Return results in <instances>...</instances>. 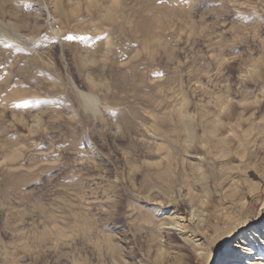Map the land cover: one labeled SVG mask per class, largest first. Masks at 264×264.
<instances>
[{
    "label": "rangeland",
    "instance_id": "374dc122",
    "mask_svg": "<svg viewBox=\"0 0 264 264\" xmlns=\"http://www.w3.org/2000/svg\"><path fill=\"white\" fill-rule=\"evenodd\" d=\"M0 20V264H205L161 213H206L205 245L264 219V0H0ZM218 119L234 159L202 184L182 125L200 155ZM245 171L241 212L220 179Z\"/></svg>",
    "mask_w": 264,
    "mask_h": 264
},
{
    "label": "bare ground",
    "instance_id": "6f19581e",
    "mask_svg": "<svg viewBox=\"0 0 264 264\" xmlns=\"http://www.w3.org/2000/svg\"><path fill=\"white\" fill-rule=\"evenodd\" d=\"M94 2L95 0H91ZM117 0H113V3H116ZM107 17L110 22H114L115 20V11L107 10ZM0 37L11 40L13 39L9 33L4 30L2 22L0 20ZM88 106L93 104V99L89 96L84 97L83 100ZM222 122L218 119L217 123L214 124L213 130L208 131L206 136V140L200 142L197 146L199 149L204 151V154L192 153L194 149V141L195 139V129L188 125H182L184 128V132L187 136L185 152L186 157L190 160L192 164V169L195 174L198 176L200 182L202 184L206 183L205 177V169L207 167L213 168L217 161H222L224 159L229 158L231 152V161L234 159L232 150L229 151L228 146L230 142L232 143V139L230 140V136L226 135L222 139H215V133L218 124ZM215 123V122H214ZM208 125V124H207ZM222 125V124H221ZM220 125V126H221ZM233 133H231L232 137ZM215 141L213 144L214 149H209L208 142ZM210 143V142H209ZM247 143V141L245 142ZM196 145V144H195ZM231 145V144H230ZM249 143L248 146L253 148V150L261 151L264 154V137H262L260 143H257V139L252 140V145ZM247 147V146H246ZM200 150V151H201ZM241 157V156H240ZM257 176L260 180L264 181L263 172L264 170L261 168H254ZM226 174L225 172L221 173L220 183L222 185H228L229 191H231V199L233 197L237 198L238 201H232L231 205H233L234 210H240L244 212L247 209L249 204L248 198L254 196L261 189V182L254 181L251 177L250 171H245L243 179L238 182L235 177ZM205 188V187H203ZM207 188V185H206ZM235 195V196H234ZM237 215V218L231 223L227 224L222 228L221 235L219 238L212 242V244H202L200 242L203 238V234L207 231L206 225V213H195L192 211L190 213L188 223L185 225L187 220L184 216L179 213H161L160 214V226L165 229H176L181 235V240L185 243L192 244L196 251H199V255L206 260L205 264H212L213 259L215 258V253L213 247L219 248L221 245L225 244L226 241L236 235V238L226 247V256L223 259L224 264H264V219L261 220L259 225L254 226L251 229H244L249 222V218L243 217V213H233ZM166 226V227H165ZM200 231V233H199ZM222 264V263H221Z\"/></svg>",
    "mask_w": 264,
    "mask_h": 264
}]
</instances>
